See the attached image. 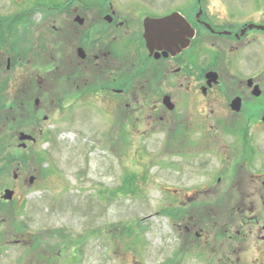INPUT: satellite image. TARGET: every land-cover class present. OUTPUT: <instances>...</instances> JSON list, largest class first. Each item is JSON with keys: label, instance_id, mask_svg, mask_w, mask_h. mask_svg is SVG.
<instances>
[{"label": "flooded vegetation", "instance_id": "af4514ba", "mask_svg": "<svg viewBox=\"0 0 264 264\" xmlns=\"http://www.w3.org/2000/svg\"><path fill=\"white\" fill-rule=\"evenodd\" d=\"M173 16L167 30L183 36L151 50L146 23ZM11 17L26 26L9 35L12 107L33 128L18 139L43 134L51 109L72 122L95 102L122 124L128 111L177 155L192 146L186 168L204 157L199 173L226 174L168 190L178 245L165 264H264V0H56Z\"/></svg>", "mask_w": 264, "mask_h": 264}, {"label": "rangeland", "instance_id": "374dc122", "mask_svg": "<svg viewBox=\"0 0 264 264\" xmlns=\"http://www.w3.org/2000/svg\"><path fill=\"white\" fill-rule=\"evenodd\" d=\"M55 1L0 0V124H6L11 150L19 151L12 169L0 178V264H165L168 251L178 245L166 215L168 190L206 187L226 174L199 173L204 157L186 168L181 162L195 158L192 146L177 155L162 130L141 129L128 111L122 124L117 112L95 102L78 105L72 122L63 119L66 114L47 111L43 116L49 120L42 122L37 142L25 151L19 148L18 134L33 128L12 107L9 82L21 67L7 71L9 35L26 26L13 23L11 16L36 7L46 11ZM53 100L45 101L52 106ZM212 167L220 169L219 161ZM16 170L18 181L12 177ZM7 189L15 192V200L2 204ZM57 230L73 238L72 245L46 255L55 243H65L59 236L45 238Z\"/></svg>", "mask_w": 264, "mask_h": 264}, {"label": "water", "instance_id": "95a60500", "mask_svg": "<svg viewBox=\"0 0 264 264\" xmlns=\"http://www.w3.org/2000/svg\"><path fill=\"white\" fill-rule=\"evenodd\" d=\"M181 19L179 18V16H173L167 19H163V20H150L149 22L146 23V33H145V39L147 42L148 47L152 50V46L156 43V44H167L170 40L175 39L177 36L181 35L183 36V33H179L176 31H170L167 30V24L173 20H178ZM175 50H177L175 48ZM26 141H32L33 143H35L36 141L30 137L27 136L25 134H21L19 136V142L21 143H25ZM20 149H26V145L22 144L19 146ZM13 179L17 180L18 179V175L17 173H15L13 175ZM30 185H32L34 183V179H30L29 180ZM14 198V192L11 190H5L1 199L4 202H12Z\"/></svg>", "mask_w": 264, "mask_h": 264}, {"label": "trees", "instance_id": "16d2710c", "mask_svg": "<svg viewBox=\"0 0 264 264\" xmlns=\"http://www.w3.org/2000/svg\"><path fill=\"white\" fill-rule=\"evenodd\" d=\"M3 35L5 36V32H2V38ZM4 39V38H3ZM4 122V120H2L0 118V123ZM3 125V127H2ZM6 124H0V178L2 176L1 173H8L9 170L12 169V161H15L16 157H17V153L19 151L16 150H11L10 146L8 145V140H7V132H6ZM25 162V160H24ZM4 204V203H2ZM166 215L169 217V212L166 211ZM49 237H45V238H49V239H55L54 237L58 238V236L60 237V239L63 241L64 240V244H61V241H59L58 243H55L54 246L49 247L50 251H48L47 254L50 253H55L53 251L57 250V252H60V250L62 249V246L69 248V246L72 245L73 242V238L70 239V236H68L67 234H65L63 231L57 230L56 232L53 233H49L48 234ZM37 241L39 242V238L37 237ZM41 248L42 247V243H40ZM42 257V256H41ZM47 257V256H46ZM49 258L53 257V256H48Z\"/></svg>", "mask_w": 264, "mask_h": 264}]
</instances>
